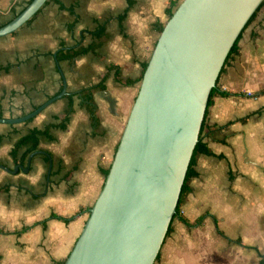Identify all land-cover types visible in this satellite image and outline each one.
I'll use <instances>...</instances> for the list:
<instances>
[{"label": "crops", "instance_id": "crops-1", "mask_svg": "<svg viewBox=\"0 0 264 264\" xmlns=\"http://www.w3.org/2000/svg\"><path fill=\"white\" fill-rule=\"evenodd\" d=\"M29 1L0 0V26ZM169 1L47 0L21 28L0 37V119L22 117L60 92L61 73L67 92L28 120L0 122V164L24 167L13 173L0 168V264H61L68 256L138 91L136 83H121L116 69L120 79L140 76L158 27L169 17ZM263 15L243 30L207 107L200 136L212 154L195 156V175L180 207L189 221L203 220L188 227L175 217L154 264H264ZM98 30L104 35L97 39ZM90 43H98L95 51L58 59L60 51ZM103 76L104 88L92 91L93 124L76 94ZM247 90L256 96H246ZM69 102L72 112L60 127ZM48 125L51 138L40 136L36 151L22 160L23 147L12 156L19 138Z\"/></svg>", "mask_w": 264, "mask_h": 264}, {"label": "water", "instance_id": "water-1", "mask_svg": "<svg viewBox=\"0 0 264 264\" xmlns=\"http://www.w3.org/2000/svg\"><path fill=\"white\" fill-rule=\"evenodd\" d=\"M46 1L31 0L0 26V37L21 28ZM261 1H179L151 51L108 173L63 264L154 263L176 212L210 92ZM61 77L56 95L22 117L0 122L28 120L65 96Z\"/></svg>", "mask_w": 264, "mask_h": 264}, {"label": "trees", "instance_id": "trees-1", "mask_svg": "<svg viewBox=\"0 0 264 264\" xmlns=\"http://www.w3.org/2000/svg\"><path fill=\"white\" fill-rule=\"evenodd\" d=\"M176 4H177V0H170L169 1V6L166 9V12H167L168 16H170L172 14V12L174 11V7L176 6ZM263 11H264V0L261 1V3L258 5V7L255 9V11L252 13L250 18L246 22V24L243 27L242 31L240 32V34L236 38L234 44L232 45V47H231V49H230V51H229V53L227 55V58H226L225 62L227 61L229 56L237 50L238 41H239V38L241 37V34H242L243 30L255 19V17L259 13H261ZM162 28H163V26L160 25L158 27V30L161 31ZM103 35H104V33L100 32L99 30L94 32V34H93V36L95 38H97V39L100 38ZM97 47H98V43H90L87 46H80V47H78L75 50L67 51L65 54H61V51H60L58 53V59L75 58V57H77L79 55H82V54H85L87 52H93V51L96 50ZM225 62H224V64H225ZM146 65H147V62L142 63V65H141L142 66V70H141L140 76L138 78H135V79H130V78L120 79L119 71L117 69H116V72H115V76L121 83H123L125 85H133V84H135L137 82H140V80L142 78V75H143V71H144ZM104 81H105V76L102 77L100 84H96V85L90 86V87H88L86 89H82L80 92H78L76 94V95H78L81 98L82 102L84 103V105H85V107H86V109H87V111H88V113L90 115V119H91L93 124H95L97 122V116H96V108L97 107H96V104L94 103V100H93V97H92V91L94 89L104 88V86H103V82ZM215 89H216V85H215V87H213V89L210 92L208 103H207V107L209 106V104L211 102V96H212L213 92L215 91ZM222 94L227 95L228 93L227 92H223ZM206 111H207V108H206ZM206 111H205L204 119H205V116H206ZM71 112H72V103L69 102L68 106L66 107V109L64 110V112H63V114H62V116L60 118V123L58 124L60 127H65V123L68 121ZM204 119L202 121V125H201V128H200L198 141H197V143H196V145L194 147V151L192 153V157L190 159V162H189V165H188V168H187V171H186L184 183L182 185L181 192H180L179 199H178V203H177V206H176V212H175V214H174V216L172 218V220H173L175 217H178L179 220L182 221L188 227L199 226L201 224L202 220H203V216H200L197 219H195L193 222L189 221L187 218H185L183 215L180 214V207H181L182 203L184 202L185 195H186V193L188 192V189H189L188 185H187V180L191 176L195 175V170L193 168L194 167V162H195V156L198 153H203V154H208V155L212 154L211 150L202 142L201 136H200L201 132L203 130L204 124H205ZM49 127L50 126L48 125L45 128H43V129H36V128L31 129L26 135H24L21 138H19L16 141V143L14 144V146H13V149H12V152H11L12 156H16V154L18 153L19 149H21L23 147H27V149H26L25 155L22 157V160H24L27 157L28 154L36 151L40 136H46L48 138H51V136L48 135ZM47 161H48V159L46 158V162ZM108 170H109V168L104 171V173H103L104 176L108 173ZM50 217L58 218V219H61V220L65 221V222H68V221L71 220V218H65V217L56 215L55 213H51ZM172 220H171V223H172ZM171 223H170V226H169L168 231L166 233V236L168 235V233L171 230ZM23 230H25V228H22L21 232ZM158 256H159V253H158L155 261L158 259ZM61 264H63V262Z\"/></svg>", "mask_w": 264, "mask_h": 264}, {"label": "rangeland", "instance_id": "rangeland-1", "mask_svg": "<svg viewBox=\"0 0 264 264\" xmlns=\"http://www.w3.org/2000/svg\"><path fill=\"white\" fill-rule=\"evenodd\" d=\"M179 3V2H178ZM176 7V6H175ZM175 7H174V9H175ZM263 17H264V15H263ZM137 84V86L139 85V82H137L136 83ZM257 185V184H256ZM256 196H257V199L260 201V202H262L261 200H262V198H263V196L261 195V193L260 192H257L256 194H255ZM254 197V196H253ZM255 218V217H254ZM189 234L193 237V234L191 233V231L189 232ZM261 234V233H260ZM259 234V235H260ZM258 234H255V236H257ZM194 238V237H193ZM154 263H155V261H154ZM153 263V264H154Z\"/></svg>", "mask_w": 264, "mask_h": 264}, {"label": "built area", "instance_id": "built-area-1", "mask_svg": "<svg viewBox=\"0 0 264 264\" xmlns=\"http://www.w3.org/2000/svg\"><path fill=\"white\" fill-rule=\"evenodd\" d=\"M245 94H246V96H249V97H255V96H256L255 93H254L253 91H249V90H247V91L245 92Z\"/></svg>", "mask_w": 264, "mask_h": 264}]
</instances>
